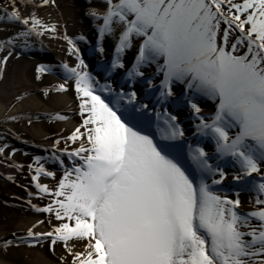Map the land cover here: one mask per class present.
<instances>
[{"label":"snow or ice","instance_id":"obj_1","mask_svg":"<svg viewBox=\"0 0 264 264\" xmlns=\"http://www.w3.org/2000/svg\"><path fill=\"white\" fill-rule=\"evenodd\" d=\"M50 3L55 0H42ZM102 3V10L89 7L86 14L102 21L100 42L116 41L111 68L124 69L123 56L135 47L128 80L144 79L158 92L155 102L162 110L139 102L135 90L104 96L112 92L110 85L97 88L99 81L73 39L62 37L78 63L62 65L66 75L55 90L66 92L68 81H74L82 123L65 138L66 160L53 157L63 170L56 189L36 183L41 193L54 197L36 211L67 222L47 232L33 231L34 224L27 231L32 246L49 240L54 248L60 242L70 264H264V0ZM10 7L0 21L22 27L0 39V52H6L0 57V79L18 45L28 48L30 38L57 31L35 13L23 16L16 0ZM98 50L104 52L102 43ZM50 70L39 65L36 79ZM177 86V102L186 103L199 121L195 146L165 107ZM205 101L213 104L208 116L202 114ZM69 141L79 144L69 150ZM36 163L34 181L41 174L55 179L39 157ZM228 166L234 173L226 184ZM241 192L251 196L254 210L240 211ZM0 244L4 252L18 246L15 239ZM78 246L82 250L74 251Z\"/></svg>","mask_w":264,"mask_h":264},{"label":"rangeland","instance_id":"obj_2","mask_svg":"<svg viewBox=\"0 0 264 264\" xmlns=\"http://www.w3.org/2000/svg\"><path fill=\"white\" fill-rule=\"evenodd\" d=\"M69 1L70 2L67 3L65 1L61 2L55 0L54 4L50 3L48 5H42V0H35V4L41 5L48 13H50V19L54 17L53 20L55 21L63 20L68 23L69 21L79 22L80 24L83 23L89 25V27L96 32L98 30L97 24L102 23V21H94L91 16L86 14V12L89 7H96L102 10V0ZM10 5L11 0H0V17L5 16V9L9 12L13 10ZM16 7L19 8L23 16H28L31 13H35L37 17L40 15L38 14L37 7H33L32 5L26 6L22 0H16ZM1 24L2 27H11V24L15 26L18 25L8 21H0V25ZM67 30H65V32H59L61 38L65 34L68 36L69 33H66ZM39 41L43 47L44 44L41 40ZM102 46L104 47V45ZM69 47V45L65 47L66 49L63 52L64 58H71L73 62L77 64V56L69 52ZM78 48L82 47L78 46ZM89 49L91 48L87 46L85 47V51L88 52ZM97 49V46L95 49L92 48L94 51ZM131 51L136 55L135 47L131 49ZM79 56L80 58L84 57L81 52H79ZM106 57H103V60L96 62L95 68H102L103 66L110 68L114 57L112 59H110L111 57ZM26 60H28V58H26ZM8 62V64L3 66V78L0 79V106L3 108L0 112V147L4 148V151L0 153V242L6 239H15L18 246H11L6 252H4L2 250V244H0V260L2 261L4 258L12 260L13 256L11 252L16 249L20 251L38 249L44 257V264H65V262L66 264H70L71 257L68 256L62 243L58 242L54 248H50L49 240H43L42 246L41 244H35V246H32L34 241L27 237V231L29 229L27 220L33 219V217H35L38 222L43 221V225L48 231L59 226L62 222H67L56 220L54 214L36 211V208L46 207L51 200L54 199V197L48 193H41L39 189L36 188V183L47 185L50 191L56 189L58 180L63 176V170L59 168L58 164L52 160V158L54 156H61V158L66 159V156L62 155V152L65 148V138L70 135V133H60L56 126H52L56 123V120H53L52 116L56 114V111L60 106L54 105L55 103L52 102L53 97L50 91L45 94V90H50L49 87L52 86L53 83L50 80L47 81L44 78V74H40V79H36L38 73L35 66H33L34 64L27 67V70L26 68H23L24 66H22L21 63H14L10 60ZM85 63L87 64V61H85ZM56 65L57 62L55 61L51 64V67L54 69L59 68ZM126 66L127 64L125 63V67ZM13 68L15 71L11 72ZM124 70L126 69L124 68ZM106 72L107 70H105V74ZM145 72L146 76L152 75V68H147ZM21 75L26 78L25 81L22 80L23 77H20ZM100 82L99 84H101ZM177 87L181 89L179 86ZM175 93L178 94L181 93V91H175ZM75 96L77 97V94H75ZM33 98H36L45 104L49 101L50 104L53 103V105H50L53 108L52 111L40 112L34 110ZM206 103L207 104H201L202 109L204 110V105H207L206 107L212 108L213 111L212 102L206 101ZM13 117H15V119H13ZM29 120H31V123H29ZM76 121L78 124L82 123V120L79 117H77ZM38 124L46 125L44 126V134H46L45 143L39 142L36 137L37 134L34 135L33 133V125ZM192 126L195 131V124L193 123ZM56 140H60L59 145L55 144ZM77 146V143L74 144L71 141L67 143L69 150H72ZM39 148H45L44 151L46 153L43 151L38 154ZM37 157L40 158V164H43L45 169H47V164L55 165V179L43 174L39 176L43 178L42 180L38 179L34 181L32 179V177L36 175V168L38 167V164L36 163ZM225 168V171L228 173L225 183H231L234 169L230 166ZM29 193H31V195H29ZM241 193L243 196L245 195V197H247L243 201L240 199V211L246 213L254 210L251 196L246 192ZM246 209L248 211H245ZM13 233L16 234L15 237L13 236ZM21 237L25 238L28 242L21 243L18 239ZM69 243L71 244V242ZM58 245H60L59 248H57ZM76 250H82V246L74 248V251ZM61 257H64V262L61 261ZM28 258L30 257L19 254L14 259L18 264H28L26 263V259ZM39 263L40 261L38 257H35L33 254V262L29 264Z\"/></svg>","mask_w":264,"mask_h":264},{"label":"bare ground","instance_id":"obj_3","mask_svg":"<svg viewBox=\"0 0 264 264\" xmlns=\"http://www.w3.org/2000/svg\"><path fill=\"white\" fill-rule=\"evenodd\" d=\"M59 1L61 2L65 1L67 3L70 2L69 0H59ZM37 11H38V14H40L37 18L41 19L45 24L56 25V29H57L56 33H45L43 36L30 38L29 40L30 47L23 48L18 45L14 50L13 56L10 57L9 60L13 61L14 63H17V62L21 63V65L24 66L23 68H26L27 70H28L27 67L31 66L32 64H34L33 66H35L36 69L39 65L50 67L51 70L46 71L49 73L45 72L43 74H44V78L47 81L50 80L53 83L52 86L49 87L50 93L53 97L52 102L55 103L54 105L60 106V108L57 109L56 114L52 116L53 120H56V123H54L52 126L54 127L56 126V128L58 129L60 133L68 132L71 134V132L76 127L80 126V124H78L76 121L77 117L81 118L80 110H79L80 100L78 99V97L75 96L76 92L74 88V81L73 80L68 81V84L66 85L68 90L66 92H57L55 90V87L58 84L64 82V77L66 75L65 70L62 67V65L64 63L69 64V66L76 65L75 62H73L71 58H64V55H63V52L66 49L65 47L68 45V43L66 40H63V38H61V36L59 35L60 34L59 32L61 31L65 32L67 28L68 30L66 31V33H69L68 37L72 38L73 41L77 42V43L75 42L77 47L78 46L82 47L78 49H79V52H81V54H83L84 56L82 59H84V61H87V64H88L87 70L96 78V80H98L99 82L101 80L100 82L101 84H98L97 88H99L101 85H110L112 92L111 93L105 92L103 93L104 96H111L121 91L128 92L131 90H135L137 92V97H138L139 102L149 103L150 108L154 107L156 109L162 110L160 105L156 104L155 102V96L158 95V92H156L155 89H150L144 79L138 77L136 78L135 81L128 80L127 72L128 70L131 69V66L134 63V57H135V54L131 50L126 51V53L123 56V60L127 64V66L125 67L126 70L119 69V68L113 70L111 67L107 68L105 66L102 67L103 69L95 68L96 67L95 63L99 62V60H103V57L104 58L106 56H107L106 58L111 57L110 59L114 57L116 41L113 38L105 37V39L102 42H100L98 30L94 32V30L91 27H89V25H86L83 23L80 24L79 22H75V21H69V23L63 20L55 21L53 20L54 17L50 19L51 17L50 13H48L42 6L37 7ZM21 27L22 26L20 25L15 26L12 24H11V27H7V26L2 27V24H1L0 25V39L7 38V37L14 35ZM81 36L84 37L83 40L79 39V37ZM39 40H41L42 43L44 44L43 47L40 44L41 42ZM101 43L105 47V51L103 53L99 52L98 49L95 51L92 50V48L95 49L96 46L98 48L101 45ZM86 46L91 48L89 49L88 52L85 51ZM4 55H6V52H0V57ZM26 58H28V60H26ZM52 61L53 62L56 61L57 62L56 66H58L59 68H56V69L52 68L51 67V64L53 63ZM105 70H107L106 74H105ZM14 71L15 69L13 68L11 72H14ZM148 76H151V75H148ZM20 77H23L22 78L23 81L26 80L24 76L21 75ZM159 82H160L159 79L154 80V84L156 85H158ZM179 90L181 91V89H179L178 87H175V91L178 92ZM149 93H152V94L150 95ZM179 99H181L180 93L176 94V97L170 98L169 102L165 105V107L168 109L169 112H171L174 115H177L178 121L180 122L181 127L185 129L186 137H188L189 142H193V146H195L194 142L197 138L196 136L193 135L194 127L192 126V124L198 123V120L196 119L195 115L191 112V110L189 109L186 103L177 102ZM53 103L50 104V101H49L45 104L44 102H41L37 100L36 98H33V109L40 111V112L42 111L51 112L53 108L50 105H53ZM201 104H207V103L205 101V102H202ZM204 106L205 107H204L202 114L204 116L210 115L212 112V108L206 107L207 105H204ZM2 109L3 108H1L0 106V112L2 111ZM11 112H14V111H11ZM58 115L65 116L67 117V119L60 120L56 118ZM150 118L152 121V131L155 132L156 131V128H155L156 118H155V114L152 113L151 111H150ZM44 126L46 125L44 124L43 125L42 124L33 125V133L34 135L37 134L36 136L37 140L41 143H45L46 141V134H44V129H45ZM81 131H84V129H81ZM156 138L157 140L159 139L158 134ZM204 143L206 145L208 144V141L205 140ZM77 144H79V142H77ZM44 149L45 148H39L38 154L40 152H43ZM185 150H186V145H185ZM206 150L211 151L212 149L208 148ZM52 160L54 159L52 158ZM211 162L215 163L216 161H211ZM54 167H55L54 164H47L46 171H52L55 173ZM38 179L42 180L43 178L38 177ZM234 194H235V189H232L231 190L232 198H234ZM246 197L245 195L243 196V194L240 193L239 198L242 199V201L245 200ZM245 211H248V210L246 209ZM27 221H28L29 228H32L34 224L37 225L33 229V231L35 232H47L48 231L47 228H45L43 224L38 223L35 217H33V219H28ZM59 247L60 245H58L57 248ZM28 251H29L28 249L23 250V251L16 249L13 252H11L13 256L12 260L11 259L8 260L4 258L2 261L0 260V264H18L16 263V260L14 258H16V256L19 254H23L26 257H30L26 259V263L28 264L33 262V254L35 257H38L40 261L39 264L45 263V261H43L44 257L42 256V253L40 250L35 249L29 252Z\"/></svg>","mask_w":264,"mask_h":264}]
</instances>
